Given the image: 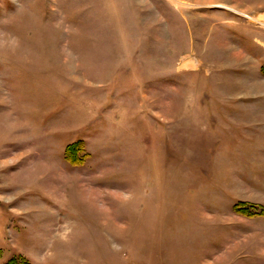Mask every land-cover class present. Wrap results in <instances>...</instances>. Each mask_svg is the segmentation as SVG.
<instances>
[{"label":"rangeland","instance_id":"rangeland-1","mask_svg":"<svg viewBox=\"0 0 264 264\" xmlns=\"http://www.w3.org/2000/svg\"><path fill=\"white\" fill-rule=\"evenodd\" d=\"M258 19L0 0V264H264Z\"/></svg>","mask_w":264,"mask_h":264},{"label":"bare ground","instance_id":"bare-ground-1","mask_svg":"<svg viewBox=\"0 0 264 264\" xmlns=\"http://www.w3.org/2000/svg\"><path fill=\"white\" fill-rule=\"evenodd\" d=\"M250 18H251V17H250ZM251 19L254 20L253 18H251ZM257 21H259V19H258ZM259 22H260V21H259ZM260 24L264 26V23H263V22H260Z\"/></svg>","mask_w":264,"mask_h":264},{"label":"trees","instance_id":"trees-1","mask_svg":"<svg viewBox=\"0 0 264 264\" xmlns=\"http://www.w3.org/2000/svg\"><path fill=\"white\" fill-rule=\"evenodd\" d=\"M6 264H13V263H11V262H8V263H6Z\"/></svg>","mask_w":264,"mask_h":264}]
</instances>
